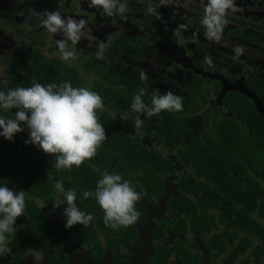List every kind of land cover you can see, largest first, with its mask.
<instances>
[{"label":"flooded vegetation","instance_id":"flooded-vegetation-1","mask_svg":"<svg viewBox=\"0 0 264 264\" xmlns=\"http://www.w3.org/2000/svg\"><path fill=\"white\" fill-rule=\"evenodd\" d=\"M78 1L0 0V81L12 82L10 73L23 62L62 61V35L42 28L30 9L64 5L78 9L62 14L77 22L99 12ZM120 3L125 18L88 24L111 34L96 33L99 39L85 38L80 48L69 41L76 58L65 62L83 78L79 87L102 97L97 116L113 140L104 153L85 161L88 167L57 170L54 156L24 143L29 134L0 136V186L25 191L26 202L0 264H264V0H235L239 10L228 12L218 41L208 40L200 24L207 0ZM150 5L159 18L148 13ZM181 24L187 28L174 34ZM100 42L109 44L103 59L96 58ZM237 47L243 53L234 58ZM141 89L145 103L155 89L171 90L183 97V110L132 113ZM105 172L140 193L134 224L105 226L95 198H83ZM57 181L74 189L76 206L93 216L87 227L65 228L66 204L53 207L63 199Z\"/></svg>","mask_w":264,"mask_h":264},{"label":"clouds","instance_id":"clouds-1","mask_svg":"<svg viewBox=\"0 0 264 264\" xmlns=\"http://www.w3.org/2000/svg\"><path fill=\"white\" fill-rule=\"evenodd\" d=\"M89 7L101 9L109 17L119 15L125 18V13L128 12L126 4L120 3V0H89ZM238 10L235 0H207L200 20L205 37L210 41H218L227 24L228 12ZM30 12L40 18V26L47 32L62 35L63 38L56 42L60 59L65 62L75 59V51L69 50L68 42L72 45L79 43L85 35L83 29L86 22L83 19L77 22L71 17L65 18L59 10L41 13L30 9ZM148 13L159 18V13L151 5L148 7ZM186 28L187 25L181 24L174 30V34ZM110 42L109 40V44ZM109 44L100 42L97 59L104 58V50ZM234 51V58H239L243 53L241 47ZM205 59L211 65V59L207 56ZM140 75L142 80H146L144 72ZM0 83L7 87L8 81ZM144 95V90L141 89L139 94L132 97V113L150 118L158 116L162 111L183 110V97L171 90L161 94L159 89H155L149 97V103H145ZM103 107L102 97L87 88L73 87L70 82L59 85L48 83L45 86L33 80L30 87L0 91V109L16 110L11 117L0 115V136L12 141L15 134L25 130L21 127V124H24L29 133V139L24 143L33 144L45 154L54 156V167L57 170L71 169L73 166L79 168L85 161L97 155V150L107 139L106 130L97 116V110ZM141 124L140 115H137L135 126L139 127ZM55 189L63 199L57 198L53 207L59 208L66 204L63 209L66 217L65 228L70 229L77 224L87 227L93 216L80 211L76 206V191H65L59 181L56 182ZM89 197L95 198L103 211L105 226L113 230L130 226L139 218L140 213L136 211L135 205L141 198L140 193L134 190L129 181H122L120 174L103 173L102 178L97 181L95 191L83 193L84 199ZM25 208V191L0 186V253L7 250L8 237L16 231V221L25 215Z\"/></svg>","mask_w":264,"mask_h":264},{"label":"trees","instance_id":"trees-1","mask_svg":"<svg viewBox=\"0 0 264 264\" xmlns=\"http://www.w3.org/2000/svg\"><path fill=\"white\" fill-rule=\"evenodd\" d=\"M57 61L53 57H45L44 61L42 63L33 62H23L21 63L15 72H11L13 81L7 84V87L4 86V84L0 83V91H7L8 88H15V87H30L31 82L33 80L43 84L47 85L48 83L53 84H62L64 82H70L73 87H79L80 84L79 81H81L83 78H81L78 75V70H71L66 68L65 61ZM53 66L51 68L50 66ZM64 69V71H63ZM16 110H2L0 109V115H4L7 117H11ZM21 127L25 128L22 133L24 135L29 134L26 126L24 124H21ZM2 129H0L1 131ZM107 139L103 142L102 146L97 150V155L94 157L96 159L98 156H101L102 153H104V147L107 146V144L113 143V140L110 139L111 134L106 132ZM1 147H4L2 144H0ZM101 154V155H100ZM84 166H87L86 162L84 163ZM88 167V166H87Z\"/></svg>","mask_w":264,"mask_h":264},{"label":"rangeland","instance_id":"rangeland-1","mask_svg":"<svg viewBox=\"0 0 264 264\" xmlns=\"http://www.w3.org/2000/svg\"><path fill=\"white\" fill-rule=\"evenodd\" d=\"M76 3H79V1L77 2V0H76ZM62 4V3H61ZM48 6V8H50V6L51 5H47ZM76 6H78L77 4H76ZM51 9L52 10H59L60 12H61V15L62 14H69V13H71V11L70 12H68V9L65 7V9H64V5H61L59 8L58 7H56V6H51ZM84 10V9H83ZM86 10H84V12H85ZM98 13L95 15V16H93V17H91V18H86V23H85V29H83V31H84V33H85V35L81 38V40L79 41V43H77L76 44V47H82L83 46V42L85 41V38L87 39V40H89V38H90V36H92V37H94V38H97V39H99V37H100V35L102 34V36H104V35H109V34H111V30L109 29V28H107L106 26H103L104 28H105V32H102V31H97L96 29H95V27H93V26H89L88 24L89 23H94L92 20H95V21H97L100 25H103V24H105V23H107V22H109V21H112L110 18H109V16H107L106 14H104L103 13V11L101 10V9H98ZM72 12H74V13H77L78 14V9L77 10H75V11H72ZM82 15H85V14H82ZM10 15H8V16H5L2 20H6V19H8V17H9ZM95 24V23H94ZM95 25H97V24H95ZM97 26H99V25H97ZM11 28H13V27H11ZM89 29H90V31H89ZM96 33H99L100 35H97ZM61 37V35H58V38H60ZM4 54V52H3V50H1L0 49V71L1 70H3V65H2V62H1V56ZM3 72V71H2ZM1 72V74H0V76L1 75H3L4 74V72L2 73Z\"/></svg>","mask_w":264,"mask_h":264}]
</instances>
